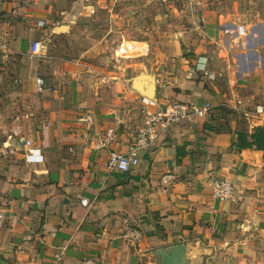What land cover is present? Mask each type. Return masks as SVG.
<instances>
[{
	"label": "crops",
	"instance_id": "crops-1",
	"mask_svg": "<svg viewBox=\"0 0 264 264\" xmlns=\"http://www.w3.org/2000/svg\"><path fill=\"white\" fill-rule=\"evenodd\" d=\"M227 7L196 11L194 28L144 65L149 43L133 42L147 57L118 61L76 21L55 24L44 0H0V55L37 61L41 94L30 120H0V264H161L158 252L180 245L186 264H264V0ZM239 27L243 37L226 33ZM142 75L157 81L155 102L133 88ZM173 103L212 109L141 150L130 171H109L146 113ZM215 179L239 201L215 199Z\"/></svg>",
	"mask_w": 264,
	"mask_h": 264
},
{
	"label": "rangeland",
	"instance_id": "rangeland-1",
	"mask_svg": "<svg viewBox=\"0 0 264 264\" xmlns=\"http://www.w3.org/2000/svg\"><path fill=\"white\" fill-rule=\"evenodd\" d=\"M234 1L44 0L52 10L55 24L69 25L76 21L85 37L106 45L109 53L115 54L124 41L149 43L151 54L141 61L144 65L149 64L153 53L165 48L161 42L174 38L186 25L194 28L196 11L226 12L227 5ZM3 56L0 55V120H30L40 111L37 102L41 94L34 85L37 61L28 53L16 51ZM140 69L144 66L135 70Z\"/></svg>",
	"mask_w": 264,
	"mask_h": 264
},
{
	"label": "built area",
	"instance_id": "built-area-1",
	"mask_svg": "<svg viewBox=\"0 0 264 264\" xmlns=\"http://www.w3.org/2000/svg\"><path fill=\"white\" fill-rule=\"evenodd\" d=\"M227 34L238 39L245 35L243 27H239L236 31L227 30ZM40 44L34 43L32 46V54L39 55ZM150 49L147 44H139L133 42H123L116 51L117 60L127 61L135 58H144L149 55ZM39 91L44 90L45 81L42 78L37 80ZM153 104V103H151ZM243 102L239 100L237 106L242 107ZM210 105L197 108L183 103H173L166 108H161L153 113L147 112L144 125L138 132L134 149L130 154L113 153L106 165L109 171L128 172L139 164L138 155L141 150H146L163 134L167 133L172 127L183 121L193 117H204L210 110ZM255 115H264V107L258 106ZM27 146H31L30 142H26ZM212 196L222 202L237 203L239 200L236 194V188L227 179H215L211 183ZM82 205L89 208L90 202L82 199ZM6 216L0 214V231L4 228ZM83 264H99L94 261H87Z\"/></svg>",
	"mask_w": 264,
	"mask_h": 264
},
{
	"label": "water",
	"instance_id": "water-1",
	"mask_svg": "<svg viewBox=\"0 0 264 264\" xmlns=\"http://www.w3.org/2000/svg\"><path fill=\"white\" fill-rule=\"evenodd\" d=\"M65 30V27L62 28ZM134 90L141 94L144 98L156 101L157 81L151 75H142L132 81ZM157 256L161 260V264H186L184 246H176L169 251L158 252Z\"/></svg>",
	"mask_w": 264,
	"mask_h": 264
}]
</instances>
